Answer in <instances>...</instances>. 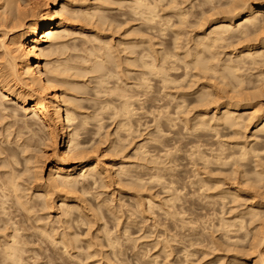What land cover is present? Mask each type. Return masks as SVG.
<instances>
[{"label":"bare ground","instance_id":"obj_1","mask_svg":"<svg viewBox=\"0 0 264 264\" xmlns=\"http://www.w3.org/2000/svg\"><path fill=\"white\" fill-rule=\"evenodd\" d=\"M145 217L167 264H264V0H0V264H123Z\"/></svg>","mask_w":264,"mask_h":264},{"label":"rangeland","instance_id":"obj_2","mask_svg":"<svg viewBox=\"0 0 264 264\" xmlns=\"http://www.w3.org/2000/svg\"><path fill=\"white\" fill-rule=\"evenodd\" d=\"M144 102H145V99H144ZM156 114L157 112L155 111V109H150L147 107V105L145 106L143 105L142 109L138 111L137 116L133 120V125L136 130V133L130 138L129 142L125 144L126 153L130 155L128 160H135V157L133 156L135 153V145L141 140L147 139L152 133L153 125H154V117L156 116ZM104 116L109 118V115H104ZM122 120L123 118L113 119V117H110V120L104 121L105 125H107V132L108 131L113 132V130L118 124L117 122L122 121ZM132 138H134L133 141H132ZM96 139L99 140V137H97ZM154 145L155 144L153 143H149L146 150L153 151ZM110 160L117 161L116 164H120L122 161L121 157H111ZM139 172L143 174L144 176H147L145 178H148V175L155 173L153 170H147V169H144V170L142 169V171H139ZM159 191L160 190L156 188L151 193L157 197L156 199L157 201H162L165 198V195L161 194ZM128 199H131L129 195L120 194V193H118L114 199L115 200L114 205H116V207L120 205L125 206V208L123 209V219L124 220L125 218L126 219L128 218L129 216L128 213L129 211L132 210L131 205L134 204L132 200H128ZM140 222L141 220L139 218L135 221V224L129 225V227H131L133 238L142 239L146 236H150V239L143 240L142 243L144 244L140 246L138 249H134L132 245L128 247L126 256L124 258L125 261L123 264H146L147 262L151 260L150 258L152 257L153 258L159 257L158 259L159 264H167L168 259H167L166 254L164 252H161L162 250L161 246H158V247L156 246L155 236H156L157 231L156 229L152 227V220L148 217H145L146 223L140 224ZM142 247L148 250L145 256L140 254L142 251H139V249H141ZM98 260H99V264H104L101 258H99ZM38 263L39 264H69V260L67 258L55 257L54 261L50 262L47 260V258L39 257Z\"/></svg>","mask_w":264,"mask_h":264}]
</instances>
